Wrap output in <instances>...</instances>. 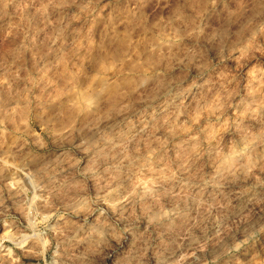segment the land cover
<instances>
[{
	"label": "rangeland",
	"instance_id": "1",
	"mask_svg": "<svg viewBox=\"0 0 264 264\" xmlns=\"http://www.w3.org/2000/svg\"><path fill=\"white\" fill-rule=\"evenodd\" d=\"M0 264H264V0H0Z\"/></svg>",
	"mask_w": 264,
	"mask_h": 264
},
{
	"label": "bare ground",
	"instance_id": "2",
	"mask_svg": "<svg viewBox=\"0 0 264 264\" xmlns=\"http://www.w3.org/2000/svg\"><path fill=\"white\" fill-rule=\"evenodd\" d=\"M160 105H161V104H160ZM157 106H159V104H158ZM156 108H157V107H156ZM158 108H159V110H160V107H158ZM161 108H162V107H161ZM130 131H131V130H130ZM130 131H129V132H130ZM134 131H135V130H134ZM132 132H133V130H132ZM128 134H130V133H128ZM239 194H240V193H239ZM241 197H242V196H241ZM126 199H127V198H126ZM246 199H247V198H246ZM124 200H125V199H124ZM121 201H122V200H121ZM124 202H125V201L120 202L119 205H123ZM126 202H127V201H126ZM111 206H112V205H111ZM117 208H118V206H117Z\"/></svg>",
	"mask_w": 264,
	"mask_h": 264
}]
</instances>
